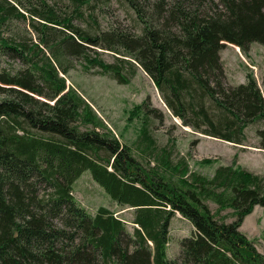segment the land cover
Segmentation results:
<instances>
[{
    "label": "trees",
    "instance_id": "16d2710c",
    "mask_svg": "<svg viewBox=\"0 0 264 264\" xmlns=\"http://www.w3.org/2000/svg\"><path fill=\"white\" fill-rule=\"evenodd\" d=\"M26 1L28 8L0 0V58L19 61L47 90H67L79 60L122 85L141 68L185 126L244 145L246 129L258 124L264 150V94L251 72L245 83L226 85L219 45L233 40L247 56L254 42L264 44V0H155L151 14L137 0H122L141 22L138 33L76 25L91 0H65L66 11L57 1ZM68 94L75 124L40 119L9 91L0 97V264H264L241 231L255 207H264V176L233 165L206 175L184 160L177 171L165 149L146 166L81 95ZM139 109L142 140L154 155L150 115ZM85 172L117 205L132 209V230L107 208L93 216L77 203L74 185ZM228 209L231 222L218 217ZM177 214L194 230L170 259Z\"/></svg>",
    "mask_w": 264,
    "mask_h": 264
},
{
    "label": "rangeland",
    "instance_id": "374dc122",
    "mask_svg": "<svg viewBox=\"0 0 264 264\" xmlns=\"http://www.w3.org/2000/svg\"><path fill=\"white\" fill-rule=\"evenodd\" d=\"M21 1L26 8L29 7L30 4L26 0ZM55 1L62 10H68V2L65 0H48L50 4ZM137 1L139 5H147L148 14H151L150 4L155 0ZM69 5L73 10L72 4ZM82 11L84 16L77 17L74 23L90 31L108 32L114 29L138 33L142 26L136 13L122 0H91ZM20 26L23 28L25 24L21 23ZM219 45L222 48L220 54L226 74V85L237 86L245 83L247 73L251 72L264 93V44L254 42L247 56L233 40H222ZM101 52H104L101 53V57L107 62L114 61L112 53ZM99 71L87 69L85 62L79 60L67 76L68 89L62 93H54L40 84L19 61L0 58V97H5L9 91L21 98L38 118L52 117L75 124L77 107L68 94L69 91L75 90L92 106L113 135L123 145L129 146L134 156L146 166L154 167L158 162L154 158L165 149L167 153H171L174 164L179 167L177 171L181 168L178 163L184 160L191 172L212 175L220 166L233 165L264 176V150L259 148L256 134L258 124L246 129L244 145H235L206 136L185 126L183 120L173 116L155 83L141 68H138L137 75L129 85L119 84ZM139 108L145 109L150 115L148 123L149 133L154 141V155L150 150H146L149 142L142 140L145 119L143 112L141 114L138 111ZM149 160H152L151 164ZM74 195L77 203L91 215H96L100 208H107L123 219L132 230V209L117 205L92 179L90 172H85L76 182ZM209 205L214 213L218 211L215 203L209 202ZM231 214L232 210L228 209L218 217L229 216L228 222H231L233 220ZM193 230L191 223L180 214L176 215L170 229L171 239L168 247L170 259L179 257L180 241L191 236ZM241 231L253 240L258 251L264 254V207H255L252 214L246 217Z\"/></svg>",
    "mask_w": 264,
    "mask_h": 264
},
{
    "label": "crops",
    "instance_id": "0c3cea01",
    "mask_svg": "<svg viewBox=\"0 0 264 264\" xmlns=\"http://www.w3.org/2000/svg\"><path fill=\"white\" fill-rule=\"evenodd\" d=\"M264 94V93H263Z\"/></svg>",
    "mask_w": 264,
    "mask_h": 264
}]
</instances>
